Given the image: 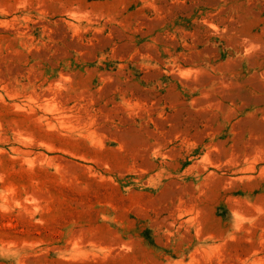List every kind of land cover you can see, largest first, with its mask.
Returning a JSON list of instances; mask_svg holds the SVG:
<instances>
[{
	"label": "rangeland",
	"instance_id": "obj_1",
	"mask_svg": "<svg viewBox=\"0 0 264 264\" xmlns=\"http://www.w3.org/2000/svg\"><path fill=\"white\" fill-rule=\"evenodd\" d=\"M0 264H264V0H0Z\"/></svg>",
	"mask_w": 264,
	"mask_h": 264
}]
</instances>
